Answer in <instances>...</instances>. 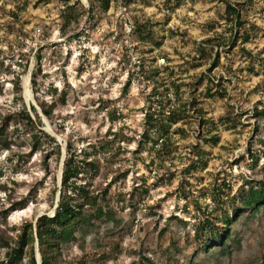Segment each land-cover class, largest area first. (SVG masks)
Segmentation results:
<instances>
[{
    "label": "rangeland",
    "instance_id": "374dc122",
    "mask_svg": "<svg viewBox=\"0 0 264 264\" xmlns=\"http://www.w3.org/2000/svg\"><path fill=\"white\" fill-rule=\"evenodd\" d=\"M177 2L113 0L109 11L89 13V0H70L75 6L66 14L78 19L69 22L65 0H0V122L25 104L61 147L58 152L47 141L33 152L22 130L14 135L13 149L0 152V182L7 186L0 190L3 236L15 240L26 222L35 226L41 215L56 213L72 141L78 149L100 150L93 155L100 173L92 182L96 190L108 188L114 218L63 244L59 264H264L262 208H245L232 222L226 251L206 247L210 233L196 234L199 220L207 217L218 228L225 226L222 216L234 215L233 198L239 204L253 182H264V114H256L264 110V0H230L241 4V33L252 34L236 45L231 42L238 27L225 20L226 0ZM141 25L154 37H142ZM210 38L214 42L206 44ZM198 44L206 46L207 58L196 59ZM218 50L220 64L210 71ZM155 68L160 73H153ZM155 86L166 95L164 102L151 98ZM211 87L215 93L227 87L225 97L209 96ZM193 100L199 101L196 107L189 106L173 124L172 154L164 162L162 140L142 137L146 114L150 106H162L168 115ZM43 105L53 106L51 117ZM209 131L220 136L218 143L204 141ZM198 152L207 165L186 172ZM18 201L27 207L5 219V209ZM3 260L8 264L0 244Z\"/></svg>",
    "mask_w": 264,
    "mask_h": 264
},
{
    "label": "trees",
    "instance_id": "16d2710c",
    "mask_svg": "<svg viewBox=\"0 0 264 264\" xmlns=\"http://www.w3.org/2000/svg\"><path fill=\"white\" fill-rule=\"evenodd\" d=\"M113 0H89L90 10L89 13L99 10L100 12H107L111 8ZM131 0H125V3H129ZM178 0V5L180 2ZM227 1L226 6V21L231 23L232 27H238V31L233 36L235 40L231 44L236 45L237 41L241 39L242 42H248L252 39V34L249 31L241 33V28L244 26V19L241 13V4H232L230 0ZM67 10L65 11V17L67 21L77 20L78 17L70 16L74 15L70 13L67 15L68 10L74 8V4L70 3V0H65ZM147 29V28H146ZM143 26H139L140 35L142 37L153 38L154 32L152 30H145ZM215 39L206 40V44L214 42ZM158 45L161 42H157ZM214 45L211 50L213 51ZM198 52V59L207 58L208 52L206 46L198 44L196 48ZM221 59V52H216V57L211 63L210 71H213L219 66ZM200 65V64H197ZM39 70L40 67H39ZM153 73H160L159 68H155ZM204 76L202 75L199 82L203 81ZM36 73L33 74V83H37ZM171 83L175 85L176 81L172 80ZM131 84V79L125 84V89H128ZM165 85V84H164ZM182 87V84L178 85L177 90ZM168 88L165 89V91ZM212 87L208 89L209 96H215L220 94L221 97H225L227 93V87H222L217 90V93L212 92ZM17 99L22 98V87L21 83L18 82L16 90ZM151 98L156 97L161 102L165 99L166 95L158 92V87L155 86L150 94ZM157 99V100H158ZM156 101V100H155ZM164 102V101H163ZM199 101L193 100L189 104H181L178 108L173 109L170 114L165 115L159 108L150 106V110L146 114V124L142 137L145 141H152L159 143L162 140L163 152L159 153L162 156V160L167 159L166 157L172 154V149L169 146L172 136V127L174 122L182 119V115L188 111V107H196ZM159 103V102H158ZM167 103V102H166ZM165 103V104H166ZM32 109L35 110L34 107ZM42 110L45 115L51 117L53 114V106H42ZM36 111V110H35ZM203 110L200 109V112ZM256 114H264V110L256 111ZM204 119V118H203ZM42 121L41 117L36 112V118L33 117L31 110H29L25 104H22L18 111L4 114L1 117L0 122V152L3 150H11L16 143L15 134H19L22 130L26 133L30 140L31 151L37 152L45 148L47 141L54 143L56 151L60 152V144L55 137L48 134L41 128ZM181 133H185L184 128H178ZM209 136H204V141L212 143H218L220 136L218 134H212L209 131ZM211 135V136H210ZM143 140L140 141V147L143 145ZM91 145V144H90ZM197 147L199 145H196ZM97 146H92L93 151H89L87 147L78 149L72 141L67 144V153L64 162L63 176H62V188L59 204L56 213L53 216L48 214L41 215L36 225L33 222H26L22 226V232H19L17 238L12 240L10 236L7 238L3 236L2 230L0 229V244L1 247L6 249V257L8 264H24V261L28 259V264H37L35 244L38 240V245L42 257V264H59V258L62 254V245L71 243L78 239V232H84L89 228L97 225L100 221H105L109 218H114L111 208L108 207V188L104 190H96L94 188L93 179H95L100 173L99 158L93 155L100 154V150L96 149ZM103 147V146H102ZM139 150V149H138ZM255 157V155L253 156ZM154 162V160H152ZM207 165L204 153L198 152L197 159L186 168V172L191 173L192 171L204 167ZM2 176V168H0V177ZM164 174L159 173L158 177L162 179ZM160 179H158L159 181ZM6 184L0 182V190L6 189ZM221 191L216 194V189L213 191L214 197L221 203ZM188 199V195L185 194ZM234 203V215L230 216L225 212L223 221L225 226L218 228L209 217L203 221L199 220V225L196 231L197 235H203V233H210L206 238V247H220L226 251L229 247V240L232 238L231 224L237 221L241 215H243L245 208H251L253 211L264 209V182L259 180L253 182L251 187L245 192H242L240 196V203L236 204V199L233 198ZM26 202L18 201L12 204V207L6 208L4 211V218L7 219L9 213L12 210L24 209L27 207ZM0 261V264H5Z\"/></svg>",
    "mask_w": 264,
    "mask_h": 264
},
{
    "label": "water",
    "instance_id": "95a60500",
    "mask_svg": "<svg viewBox=\"0 0 264 264\" xmlns=\"http://www.w3.org/2000/svg\"><path fill=\"white\" fill-rule=\"evenodd\" d=\"M64 162H65V159L63 161V168H64ZM62 176H63V170H62V173H61V184H62ZM60 196H61V191L59 193V199L60 200ZM58 205L56 206V209H57ZM37 243H38V240H37ZM38 245V244H37ZM38 250H39V254H40V262L39 264H42V257H41V253H40V249H39V245H38Z\"/></svg>",
    "mask_w": 264,
    "mask_h": 264
},
{
    "label": "bare ground",
    "instance_id": "6f19581e",
    "mask_svg": "<svg viewBox=\"0 0 264 264\" xmlns=\"http://www.w3.org/2000/svg\"><path fill=\"white\" fill-rule=\"evenodd\" d=\"M26 86H27V91L30 92V90H29V80L26 82Z\"/></svg>",
    "mask_w": 264,
    "mask_h": 264
},
{
    "label": "built area",
    "instance_id": "2783aa9c",
    "mask_svg": "<svg viewBox=\"0 0 264 264\" xmlns=\"http://www.w3.org/2000/svg\"><path fill=\"white\" fill-rule=\"evenodd\" d=\"M162 61H163V62H165V61H166V59H165V58H163V59H162ZM170 111H172V110H168V112H167V113H168V114H170Z\"/></svg>",
    "mask_w": 264,
    "mask_h": 264
}]
</instances>
